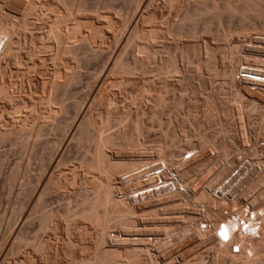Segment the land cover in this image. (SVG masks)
Here are the masks:
<instances>
[{"label":"bare ground","instance_id":"1","mask_svg":"<svg viewBox=\"0 0 264 264\" xmlns=\"http://www.w3.org/2000/svg\"><path fill=\"white\" fill-rule=\"evenodd\" d=\"M75 1L40 0L45 13L38 14L35 22L30 15L36 9V0H3L0 7V143L9 141L14 144L19 137L32 134L39 138L46 125L58 121V114H66L70 108L75 110L68 129L64 126L65 121L57 122L59 129L66 130L63 132L64 137L51 153L48 166L32 185L26 206L17 216L20 222L8 230L0 244V264H7L6 257L12 255L16 251V244L22 241L20 235L23 234L22 229L30 212L28 210L32 208L30 206L50 189L51 184L61 183L60 177L55 176L52 169L60 161L66 146L87 135L93 124L97 126L90 136L94 150L90 159L85 160V167L94 171L98 177V184L94 187L95 195L90 199L85 194L81 200L84 206L82 210L72 212L67 209V218L63 221L66 222V235H71L69 224L76 219L79 220L78 227L82 236L93 232V260L81 255L74 260V264H110L115 261L124 264H161L168 259L167 264H264V82L245 76L252 73L264 77V33L254 37L246 33L242 36L244 38L233 34L234 37L229 38L232 26L229 27L230 31L225 29L229 24H235L237 28L232 29L246 30L251 17L254 20L260 16L262 21L264 0H121L123 8L132 9L131 13L121 17L110 5L117 0L103 2L107 7L104 11L95 9V4L92 5L90 0H77V4ZM75 5L79 11L74 10L77 8H74ZM20 14L24 16L16 19ZM225 23L228 24L225 26ZM199 29L201 37L195 36ZM210 36L223 38L228 44L216 45ZM95 44L96 50L93 49ZM224 46L236 49V57L231 56L236 59V64L233 61L230 64L223 63ZM246 52L253 56L258 53L259 56L253 59L254 65L247 60V67H252V70L244 68L241 70L244 74L240 75L239 66L243 59H247ZM88 54L102 58V65L87 83L89 87L82 98L65 104L60 95L58 98V91L68 81L78 82V68L87 62ZM129 56H132L130 61ZM156 63H160L166 74L160 80H157L158 76L154 77L158 74H148L151 73L150 65ZM49 65L52 66L50 69ZM211 67L216 69L215 76H220L222 83L206 93L203 99L207 107L202 117L204 123H212L216 113L224 116L229 115L231 110L237 111L239 122L245 117L254 126L252 129L256 136L252 142L249 143L250 136L244 124L239 125V131L237 121L235 126L220 122L217 132H213L209 124H203L205 126L196 134L195 143L192 138L183 139L177 133L169 134V129L162 132L161 135L164 138L170 136L171 141L157 146L154 156L152 152V155L149 154L139 140L141 137H151L152 132L148 131L145 106L137 107L138 113L133 121L126 118L132 122L130 125L121 129L119 125V129L113 132H108L111 130L109 110L102 111L103 108L96 118L89 115L108 80L118 87L121 84L120 78H125L126 82L132 81L135 74H139L135 78L138 88L132 98L135 103L142 105L149 99L153 101L149 118H157L156 114L165 112L168 107L178 110L186 101L182 94L167 97L165 93L181 85L184 73H188L190 78H198L201 85V69ZM6 69L10 71L8 76ZM249 84H257L261 88L252 89ZM223 86L231 89L229 98L222 96ZM187 87L189 91H197L193 84H187ZM40 90L49 92L45 101L43 98L47 93L43 97L39 95ZM152 92L155 95L150 98ZM119 114L114 112L112 121L120 122L123 115L120 117ZM189 115L185 114L184 120L187 121ZM169 120L167 123L170 124ZM133 132L138 138L133 137ZM119 138H125L131 145L129 149L133 151L132 156L112 158L109 149ZM236 140L240 143L237 144ZM26 145L23 144L20 151H25ZM48 149L51 150V145ZM186 153L189 156L184 158ZM150 157L153 159L145 162ZM5 159L4 154L0 158V165ZM153 162L156 163L154 166H147ZM233 171L236 174L232 175ZM205 172L206 179L199 183L198 176ZM121 175L126 177L120 180ZM72 176L75 177L73 171ZM140 191L144 193L134 197ZM245 212L248 215L254 213L255 223L241 237L242 243L237 246L238 250H234L236 243L232 238L222 241L218 233L230 236L235 223L226 220L242 217ZM51 215L44 213L39 221H42L43 228L49 226L56 230L57 221L52 224L48 221ZM112 228L117 230L111 235ZM154 229L158 231L149 238L147 230ZM133 231L138 232L132 234ZM105 242H109L108 245ZM63 243L60 248L62 253L76 245L80 246L78 248L81 252L88 248L84 242L72 241L70 237ZM35 248L45 252L46 242L37 241ZM181 249L200 252L187 260L175 256ZM201 249L208 254H202Z\"/></svg>","mask_w":264,"mask_h":264},{"label":"rangeland","instance_id":"2","mask_svg":"<svg viewBox=\"0 0 264 264\" xmlns=\"http://www.w3.org/2000/svg\"><path fill=\"white\" fill-rule=\"evenodd\" d=\"M39 1L36 0V4H37L36 5V9L34 10L33 15L32 14L30 15L31 18L34 17V18H32L34 20L33 22L38 20L37 19L38 18V14H42L43 12L45 13V11H43ZM90 1L92 2V3L90 2L92 5L95 4V6H93V7L95 9H97L98 11H101V10L104 11L105 10L106 6L104 5V3H105L106 0H90ZM75 3L77 4V0L75 1ZM2 4H3V0L0 1V7H2ZM110 5H112L114 7L113 11H115L119 17L124 16L126 14H129L132 11V9L126 10L125 8H123L121 6L122 5V1L121 0L114 1V3L112 2V3H110ZM76 7L77 6L75 5L74 8H76ZM106 9H107V7H106ZM1 10L4 11L3 8ZM74 10L75 11H79L78 7L76 9H74ZM25 13H27V11L23 12L21 14H25ZM21 14L19 16H17L16 19H19L20 16L21 17L24 16V15H21ZM261 18H260V16L257 17V18L255 17L254 20H253L252 17L249 18L251 20L250 21H249V19L247 20L249 22H247L248 28L246 30H239V29L235 30L237 28V27L235 28V24H234V26H233V24H229L228 27H227L226 25L228 23H225L224 25L226 27L225 26L224 27H225L226 30L230 31V28L232 30L231 31L232 33L230 32L231 35H229V38L231 36L234 37V35L235 36L239 35V36L242 37V36L247 35L246 33H248V35H251V36L253 35V37H254V36H257L259 34H263L264 33V26H263L264 25L263 24L264 23V19L262 20L263 21L262 22L260 20ZM230 25L232 27H230ZM232 28H235V29H232ZM233 30H234V32H233ZM198 32L199 33H197V35H195V36L201 37V30L198 31ZM210 37H212V36H210ZM212 38H213L212 41H214V43H216V45H219V46L222 45L223 46L225 44H228V41L226 42V40L223 39V38H217V37H212ZM242 38H244V37H242ZM216 39L218 40V42H217ZM219 39H221V40H219ZM94 46H93V49L96 50L97 49V47H96L97 44H95ZM229 47L230 46H224L223 49L221 48L222 52H224V53H222V55L224 57L222 59V61H224L223 63H228V64H230L233 61V63L236 64L235 63L236 59L234 60L233 57H231V56H235L236 57V55L238 53H236V49H233L231 47L229 48ZM234 52L236 53V55H235ZM237 52H238V50H237ZM249 55L250 54L248 52H246L245 56H246L247 59H243V61H241V65L239 66V68H240L239 69V71H240L239 74L240 75L244 74L242 72L244 70V68L252 70V67H247L246 64L249 61L248 62L249 64H253L254 65L253 59L259 56L258 53H257L256 56L255 55L254 56L250 55L252 58L249 57ZM131 57L132 56H129L128 61L131 60ZM248 57H249V59H248ZM100 59L103 62V59L100 58L99 56L94 55V54H92V56H91V54H88L87 62L85 61L83 63V66L81 64L82 67L80 66V68H78V72L80 74V78L78 79V82L77 81H68L65 84V86L63 88H61L60 91H58L59 93L57 92L58 93L57 94L58 98H59V95H60V98L63 100V103L70 104L71 101H73V100L79 101L82 98L83 94L88 90L87 87H89V84H87V83H89L93 79V77L95 76V74L99 70L100 66L102 65V62H101ZM50 62L51 61H49V60L47 61V63H49V64H50ZM151 65H150L151 73H148V74H150V76H153L154 74H158V75H154V77L158 76L159 78H157V80H160V79H162L164 77V75H166V74H164L165 70H163V68L161 69L160 63L151 64ZM255 65H259V64H255ZM50 67H52V66L49 65V69H50ZM254 68H256V66ZM254 68H253V70H254ZM213 70H215V71H213ZM6 72H7L6 75L8 76L10 74V71H7V69H6ZM215 72H216V69H214V67L204 68V69L202 68L201 69V76H199V77H201V85H199L200 81H199L198 78H196V77L190 78L189 75H187L188 73H184L183 74L184 76L183 75L181 76V79L184 78L181 81V85H176L174 89L168 90V92H167L168 94L165 93V92L164 93H165V96L168 95L167 97H169L171 94L172 95L174 94V96H176V97L181 96V94H182V96L184 97V100H186L184 102V106L185 107L183 106V107H181L178 110H172L170 107H168L167 109L164 110L165 112L156 114V117H157V118H155L156 121H155V119L149 118L150 112H151L150 109H152L151 104L153 105V101H151L149 99V100L146 101V103H143L144 105L137 104V103H135V101H133L132 97H134V93H135V91H137V88H138V84H137L135 78H136V76L138 77L139 74L133 75L132 79L133 78L134 79L132 81L129 80V81L126 82L125 78H120L121 81L120 80L119 81H120L121 84L118 85V87L113 81L108 80V83L106 82L105 85H104L103 91L97 97L99 102L97 100L95 101L96 104L94 102V104L92 105L91 110H90L91 113L89 112V115L91 117H93V118H96L98 113L101 112V110L103 108L104 109L102 111L109 110L111 113L113 111V113H112L113 115L110 113L111 118H110V121H109L110 122L109 128L111 130L109 129L110 131H108V132H113V131H116V129L118 130L119 128L121 129V127L127 126L128 124L130 125L132 123L131 121H133L135 119V116L138 113L137 107L144 108V106H145L146 107L145 110H146V114H147L146 118H148L147 119V124H148V127H149L148 131L151 132V130H152V132H151V137H148L146 139L141 137L139 140L143 143V146L147 148L146 150H148L150 155H152V153H153V155L156 154V151H154V150H156V148L162 146V144L165 141H167V143H170V141H171L170 138H169L170 136H168V138H164L161 135L162 132L163 133L167 132L168 129H169L168 130L169 134L171 132L175 133V134L177 133V135L179 134L181 137H183V139L187 138V137L188 138H192L193 139V143H195L196 142L195 141L196 140V134L200 133L203 130V126H205L203 124H209L208 122L204 123L205 120H204V118H202V117H204L203 114H205V112L207 110V107L205 106V102H204L203 99H204L205 95H207L208 92H210L215 86L217 87V85H220L222 83V78L220 76H218V75L215 76ZM194 78H196V79H194ZM128 84L129 85L131 84V85L129 86ZM136 84H137V86H136ZM187 84H188V86H189V84H193L195 87H197V91L196 90L195 91H191V90L189 91V89H186ZM249 86L252 89L255 88V87L261 88V86L258 85L259 86L258 87L257 84L256 85L249 84ZM184 89H185V92H184ZM186 90H187V92H186ZM41 92L39 93V95L42 94L41 96H43V94L45 96V93H47L45 97L43 96L44 97L43 100L45 101L46 98L48 97L47 95H49L48 94L49 92L48 91L47 92L44 91L42 93ZM191 92H193V94ZM111 93H112V95H111ZM231 93H232V91H231V89L228 88V86H227V88H226V86H223V90L221 92L222 96L225 95L224 97L227 96V98H229L231 96L230 95ZM152 95H155L154 92H152L151 95L149 94V97L151 98ZM113 102L114 103L116 102V103L114 104ZM108 103H109V105H108ZM112 103H113V105H112ZM95 105H97V106H95ZM148 105L150 107V108H148L149 112H147L148 111L147 110ZM111 109H112V111H111ZM115 110H117V111H115ZM125 110H126V112H125ZM122 111H123V113H122ZM114 112H116L117 114L120 113L119 114L120 117H122L121 115H123V118H121V121H120L121 123L117 122V121H112L113 120V116H114ZM254 112H256V110ZM125 113H126V116H125ZM188 113L191 114V115L188 116L189 119L186 121V120H184L183 117H184L185 114H188ZM60 114L57 115L58 116L57 117L58 121L57 120L56 121L57 122L65 121L67 125L65 124L64 126H65V128L68 129V126H69L68 123L72 120L71 118L74 117L75 110L73 108H70L68 113H66V114L62 113L61 115ZM130 114H131V116H130ZM216 114H217V115H215L216 117H214L213 120H211L212 123L209 124V127L212 126V127H210V129L212 128L213 132H217L220 122H226L229 125L233 124V126H235L234 124L237 121L238 122V129L240 127L239 126L240 124H244L245 130L247 129V131H248V132L246 131L247 135L250 136V137H248L249 138V143L254 140V138H255L254 136H256L255 135L256 132H254V130H253L254 126L251 123L247 122L248 119L245 118V117L241 121L242 123L239 122V119L237 117L238 116L237 111L234 112V111L231 110L229 115H224V116L221 115V114L218 115V113H216ZM254 114L255 113H253V115ZM124 116H125V118H124ZM129 117H132V119L129 118ZM126 118H128L131 121L129 122V120L126 119ZM124 119H125L126 122L124 121ZM168 120L170 121V124L167 123ZM171 120H172V122H171ZM57 122H55L56 125H57ZM152 122H153V124H152ZM157 123H159V125ZM0 124H1L0 126H2L1 122H0ZM55 124H53V122L52 123L50 122L48 125H46L47 128L45 127L44 133L39 138L34 137L33 136L34 134H32V135H30L28 137H25V136L21 137V138L19 137L14 144H11L9 141H4V142L0 143V158L4 154L6 155V159L0 165V244L2 243L3 239L7 235L8 230L13 228V226H15L16 223L18 224L20 222L19 221L20 219L17 216L20 214L21 210L26 206V203H27V201L29 199V195L31 193L30 191H31L32 185L35 183L37 178H39V176L44 171V169L48 166L50 158H51V156H50L51 153H53L54 149L56 150V148L60 145V143L62 141L61 138L64 137L65 133L63 134V132H64L65 129L61 130V129H59V126L57 125L58 126L57 127ZM119 125H120V127L118 128ZM96 127L97 126L93 124L92 127L89 128L90 130H88L89 131L87 133L88 136L87 135H84L83 137L81 136V139L78 140V142H80V143H78L77 139H76V140H73L70 144H68L66 146L65 150L63 151V155L60 158V161L52 169L53 170L52 171L53 174H55V176H59L60 177L59 181H61V183L60 182H57V183L54 182L53 184H51L50 185V189H47L48 191L47 192L45 191L39 197L38 201L36 203H34L32 206H30L32 208H30V210H28L30 212H28V215H27V218H26V222L24 223V226H23V229H22V233L23 234L21 233L22 235H20V237L22 236L20 238L22 241H20V239L18 240V242L20 241L19 243L21 245L17 242L18 244H16L17 246H15L16 251H14L12 253V255L10 254L9 256H7L6 259H5L7 264H18V263L19 264H72V263L74 264V260H77V258H79L81 255L86 256L88 259L91 258L90 259L91 261L93 260V253L91 252L92 251L91 247H92L93 244H95V241H94L95 238H94L93 232L91 234L89 233L88 235L82 236L80 234V232H79V227H78V221L79 220L76 219L77 221L76 220H74V222L72 221L73 224L72 223L69 224L71 232H72L71 235H66L67 234L65 232L66 231V229H65L66 222H64L65 223V225H64L63 221H65L66 218H67L65 216L67 214L66 213L67 209L71 210L72 212H77V211L82 210V208L84 206H83L81 200H82V198H83V196L85 194H86L85 196L89 197L90 199H92L94 197V195H95V188L94 187L98 184L99 180H98L97 175L94 173V171H92V170L90 171V169L88 170V168L85 167L86 166L85 160L88 161V158L90 159L91 152L93 153L94 142H93V140H92V138L90 136H91V134H94L93 132L96 131ZM201 128H202V130H201ZM233 129H236V127H233ZM250 130H252V131H250ZM239 131H240V129H239ZM133 135H134L133 137L138 138V136L135 134V132H133ZM85 137L86 138L90 137V138L89 139L87 138L88 139V141H87V139ZM240 137H241V135H240ZM216 138L217 137L215 135V139ZM124 139L125 138L117 139L116 140L117 142L114 144V146H112V149L111 148L109 149L112 152V153H110V154H112L111 155L112 158L113 157L114 158H123V157L127 158V157L132 156V152L133 151H131L129 149V147L131 145L128 143V141L126 139H125L126 141ZM166 139H168L169 141L166 140ZM91 140H92V142H91ZM118 140H120V141H118ZM122 140H124V141H122ZM147 140H148V142H147ZM81 141H82V143H81ZM154 141H155V143H154ZM263 141H264V139H263ZM77 143H78V145H77ZM236 143L239 144L240 142L236 140ZM23 144L24 145L27 144L26 145L27 147H26L25 151H20V147L23 146ZM49 145H51V150L48 149ZM114 150H115V152H114ZM188 155H189V153H186L184 158H186ZM138 157H140V156L138 155ZM151 159H153V158L152 157L147 158V160L145 159V162L146 161L148 162ZM155 164L156 163L153 162L152 164H149L147 166L152 167ZM15 165L18 166V167H16ZM19 166H20V168H19ZM147 166H145V167L149 168ZM239 166H241V163H240ZM16 168L18 169V171H17ZM12 170H14V171H12ZM72 171L75 173V177L72 176ZM235 171H233L232 175L236 174ZM12 174H14V175H12ZM205 175L207 176L206 172L203 173L201 176H198L197 180H200L199 183L204 181V179H206ZM12 176L14 177L13 180H11ZM82 177H84V178H82ZM124 177H126V175H121L120 176V180H122ZM88 180H89V182H88ZM114 182H116V179L114 180ZM217 187L220 188L219 185H217ZM92 188H93L94 191H92ZM131 191H133V190H131ZM260 191H258V192H260ZM258 192H257V194H258ZM235 209L236 208H233V210H235ZM75 210H77V211H75ZM233 210H231V211H233ZM47 212L49 214L53 215V216L51 215L52 219H51V217L48 219V221H50L51 224L55 223L57 221L56 223L58 224V227H57L56 230L51 228V227L49 228V226H48V228L44 227L45 229L42 227V221L41 220L39 221V219H40V217L42 219V216H44V213L48 214ZM41 214H43V215H41ZM64 218H65V220H64ZM61 221H62V223H61ZM39 225H41V226H39ZM77 230H78V232H77ZM111 230H113L111 232V235H112L113 232H115V230H117V229L116 228H114V229L112 228ZM154 230L155 231H152V230L148 231L147 230V234H149V238H151V235H155V233L158 231V229H154ZM136 232H138V231H133L132 234H135ZM68 236L70 237V239L72 241L75 240V241L84 242V244H86L88 246V248L85 250V252L84 251L81 252L79 250V248H78L80 246L76 245V246H73V247H68V250L66 249L67 252L65 251V252L62 253L60 248L64 244L63 242L67 241V239L69 238ZM22 238H24V239H22ZM54 239H56V240H54ZM37 241L38 242L39 241H43L44 243L46 242V247H47L46 249L47 250L45 249V252L42 251V250H38L36 248H35L36 250L34 249ZM34 243H35V245L33 246ZM108 243L109 242H105L104 244L108 245ZM104 244H102V246H105ZM52 245H53V247H51ZM184 250H186V249L179 250L180 252L179 251L176 252L177 255L175 254V256H178V258H182V257L183 258H187V260H188V259H192V258L196 257V255L200 252V250H195V249H187L186 251H184ZM203 250L204 249H201V252H203L202 254L207 255L208 254L207 251H203ZM55 252H56V254H55ZM169 260L170 259H168L167 261H169ZM167 261H164L163 263L161 262V264H167ZM110 264H124V263L122 261L121 262L120 261H115V262H112Z\"/></svg>","mask_w":264,"mask_h":264},{"label":"built area","instance_id":"3","mask_svg":"<svg viewBox=\"0 0 264 264\" xmlns=\"http://www.w3.org/2000/svg\"><path fill=\"white\" fill-rule=\"evenodd\" d=\"M253 75L254 77H249L253 80H256L257 82H261L260 80H258V75L252 74V73H248ZM245 76H247V74H245ZM248 77V76H247ZM189 156V155H188ZM187 156V157H188ZM158 184H160V181H157ZM159 186V185H158ZM158 186L155 187V189H158ZM142 193H144V191H140L138 192V194H135L134 197H137V195H141ZM141 200H143V197H141ZM248 212V210H247ZM247 212H245V214L242 217H237L235 219H227L226 221H232L235 223V228L232 229L231 235L227 236L226 234L221 235L220 233H218L220 240L222 241H227L228 239H231L236 243L233 247L234 250H238V245H240L241 242V237L248 231L249 226L252 223H255V215L253 212H250L249 215L247 214ZM223 231V230H222ZM225 233V231H224Z\"/></svg>","mask_w":264,"mask_h":264}]
</instances>
